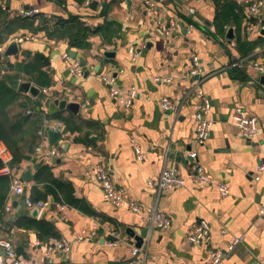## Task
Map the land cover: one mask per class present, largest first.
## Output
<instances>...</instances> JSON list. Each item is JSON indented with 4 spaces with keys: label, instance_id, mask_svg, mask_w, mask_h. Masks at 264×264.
I'll return each instance as SVG.
<instances>
[{
    "label": "crops",
    "instance_id": "1",
    "mask_svg": "<svg viewBox=\"0 0 264 264\" xmlns=\"http://www.w3.org/2000/svg\"><path fill=\"white\" fill-rule=\"evenodd\" d=\"M235 1L245 5L247 18L257 21L247 26V39L264 37L259 30L264 25V7L250 16L248 7L254 0ZM0 7L8 20L33 18L28 25L35 29L27 24L17 29L0 52L15 41L18 53L9 57L10 62L42 54L52 81L35 98L20 92L27 109L36 111L31 114L35 124L28 128L23 144L27 158L11 167L24 185V194L8 192L3 207L0 241L9 244V250L0 246L4 263L201 264L211 251L221 250L219 264H264V219L259 215L264 206V176L256 170L264 162V83L260 80L264 75L255 69L264 66V45L242 57L233 37L226 36L231 27L224 40L216 37L215 7L210 0H90L88 5L84 0H4ZM21 10L37 13L21 17ZM72 17H79L92 31L86 48H72L67 39L49 35L54 21ZM193 57L199 64L195 75H191ZM80 59L85 64L78 76L70 67ZM0 63L4 68L5 61ZM104 75L112 76L123 93L136 88L131 107L109 95ZM155 77L167 81H154ZM197 89L211 104L212 125L202 144L195 138L194 114L201 101ZM164 98L173 104V112L161 108ZM62 101L64 108L59 107ZM74 104L78 108L72 112ZM235 108L257 119L252 140L243 138L235 126ZM54 114L76 118L80 130L69 133L62 127L61 137L51 145L48 132L59 122L45 117ZM38 146L42 149L36 152ZM52 150L57 153L51 154ZM188 152L197 154V162L212 181L228 186L226 197L214 186L157 189L163 168H176L187 177ZM98 164L124 191L127 202L120 207L103 198L95 179ZM36 165L51 167L53 176L70 184L75 198L83 200L92 214L65 204L60 209L50 196L41 200L48 205L40 214L27 208L24 198L30 196ZM25 172L31 174L28 182L23 180ZM130 201L140 207V213L129 209ZM154 213L169 217L167 229L155 227ZM23 216L52 223L58 237L42 241L34 231L17 228L15 223ZM200 220L209 224V234L198 245L188 244L186 236ZM80 234L89 238L79 241ZM239 237L242 241L228 250ZM61 238L70 242L66 254L51 248ZM132 248L138 250L136 256Z\"/></svg>",
    "mask_w": 264,
    "mask_h": 264
},
{
    "label": "trees",
    "instance_id": "2",
    "mask_svg": "<svg viewBox=\"0 0 264 264\" xmlns=\"http://www.w3.org/2000/svg\"><path fill=\"white\" fill-rule=\"evenodd\" d=\"M4 0H0V3ZM81 0H78L80 2ZM215 7L213 19V31L219 39H225L226 29L231 27L233 32V43L237 53L244 57L253 52L256 48L264 45V37L258 40L249 41L246 37L247 26L256 24L255 18H247L245 14V5L237 3L235 0H210ZM5 10L0 7V46L21 27L33 23L31 19L14 18L8 20L4 17ZM35 19V18H34ZM43 22V21H41ZM51 38L54 40L67 39L70 47L83 49L88 45L87 39L90 31L79 17H72L67 20L54 21ZM35 31L34 28L30 27ZM3 67L0 63V71H3L0 77V142H2L11 153L10 167H15L23 159L27 158L24 154L23 144L29 137L28 128L35 124L31 118L33 109L28 110L25 101L21 99L20 92L11 89L7 81L11 79H24L39 89L49 88L52 84L48 72L47 58L42 54H35L30 60L5 61ZM20 108L19 111H15ZM48 121H58L65 132L74 133L80 130L79 122L71 116L64 117L60 114H54L45 117ZM34 137V135L32 136ZM3 167L0 161V170ZM10 188V180L7 175L0 174V224L3 223L5 214L3 207ZM48 196L53 198L54 202L73 207L82 213L91 215L92 212L88 205L75 198L70 184L58 180L53 176L51 167L48 165H36L33 174V185L30 188V197L33 201L45 200ZM17 228L32 230L37 238L42 241L57 238V232L52 223L45 220H36L26 216L20 217L16 223Z\"/></svg>",
    "mask_w": 264,
    "mask_h": 264
},
{
    "label": "built area",
    "instance_id": "3",
    "mask_svg": "<svg viewBox=\"0 0 264 264\" xmlns=\"http://www.w3.org/2000/svg\"><path fill=\"white\" fill-rule=\"evenodd\" d=\"M90 0H84V4L88 5ZM264 7V0H254L252 3L249 4L248 12L249 15H255L259 12V10ZM37 13L36 10H21L19 11V16L21 17H33ZM259 30H264V25L259 27ZM134 55H132V58ZM64 59H68V55H63ZM198 60L196 57L192 58V70L191 75H195L198 70ZM255 69L259 75H264V66L262 65H255ZM70 71L75 75L80 76L82 74V69L80 63L75 60L70 67ZM3 71H0V77L2 76ZM154 81H167L165 78H158L155 77ZM102 82L104 86L107 88L108 93L111 97L117 99L125 108L131 107L133 101L137 97V90L135 87H130L125 93L119 90L116 87L115 80L110 75H104L102 77ZM43 93L46 92V89L42 90ZM197 94L200 96L201 101L198 103L196 107V112L194 114V121H195V138L199 144H202L209 136L210 129L212 122L208 118V113L211 107L209 99L202 94L200 90H196ZM161 108L166 111H174L173 104L168 101L166 98L162 99ZM233 120L234 124L239 130L241 136L247 140H252L257 134V119L249 114H247L241 108H235L233 111ZM53 131H62V125L57 123ZM42 146H38L36 148V152L41 151ZM51 154H56L55 151H50ZM136 153L139 157V150L136 148ZM188 158L191 160V167L189 173L186 178L182 177L176 168H163L158 181L156 183V187L158 190L168 191L172 188H184L187 184L193 186H214L219 195L222 197H226L229 194V188L226 184L221 182H214L212 181L204 172L203 167L197 162V154L195 152H188ZM0 161L3 163V167L0 170V174L7 175L10 180V188L9 192L15 195H23L24 194V185L20 181V179L13 175L11 167L9 163L11 161V154L7 147L0 142ZM256 170L259 174L264 176V162H260L256 166ZM95 179L98 183L100 190L102 192L103 198L112 206L120 207L126 201V197L124 191L116 187L114 184L109 171L102 165L98 164L95 167ZM24 204L29 209H35L39 214L45 210L48 203L44 201H33L29 194H25ZM58 208L62 209L61 204L56 205ZM128 207L132 212L140 213V207L133 201L128 202ZM259 215L261 219H264V206L260 207ZM152 223L155 225L156 228L159 230H165L170 225V219L168 216H165L162 213H154L152 216ZM210 226L209 224L204 221H198L193 230L186 236V242L192 245L200 244L209 234ZM85 237L89 238V235L80 234L77 240H84ZM242 237L235 238L228 245L227 249L232 250L233 246L240 243L242 241ZM115 243V242H114ZM0 246L9 250V244L0 241ZM52 249H55L63 254L69 252L70 249V242L64 238L56 240L53 242ZM8 255L12 257L10 251H7ZM131 254L136 256L138 254V250L136 248H132ZM223 259V252L221 250H214L211 251L205 261L201 264H219ZM0 264H35V263H25L18 260H13L10 263H4L0 259Z\"/></svg>",
    "mask_w": 264,
    "mask_h": 264
},
{
    "label": "water",
    "instance_id": "4",
    "mask_svg": "<svg viewBox=\"0 0 264 264\" xmlns=\"http://www.w3.org/2000/svg\"><path fill=\"white\" fill-rule=\"evenodd\" d=\"M155 1H161V0H155ZM260 33L264 35V30H260ZM226 36H227V38L229 40L232 39L233 32H232L231 28L227 31V35ZM67 51L69 52L71 57L74 56V52L73 51H71L69 49ZM17 53H18L17 44H16L15 41H12V42L9 43V45L7 46V48L3 52H0V60L7 61L9 59V57L16 56ZM79 63H80V66L84 67L85 63L83 62L82 59L79 60ZM260 80H261L262 83H264V76L261 77ZM7 85L11 89H13L15 91L22 92V93H28L33 98L37 97L40 94V89L35 87L34 85H32L29 82H20L19 80L11 79V80L7 81ZM59 107L60 108H64L65 107V101L60 102L59 103ZM77 108H78V106L76 104L70 106V109H71L72 112L77 111ZM48 136H49V143L52 145L61 137V133L58 132V131L50 130L48 132ZM30 179H31L30 172H25L23 174V180L25 182H28V181H30ZM135 239L139 243V241H140L139 238H135Z\"/></svg>",
    "mask_w": 264,
    "mask_h": 264
}]
</instances>
